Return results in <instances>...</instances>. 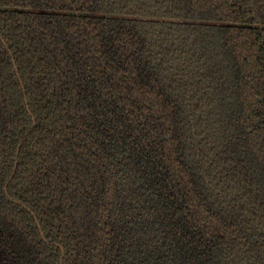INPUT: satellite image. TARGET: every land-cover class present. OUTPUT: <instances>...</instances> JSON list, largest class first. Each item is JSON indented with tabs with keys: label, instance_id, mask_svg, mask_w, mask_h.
Instances as JSON below:
<instances>
[{
	"label": "trees",
	"instance_id": "1",
	"mask_svg": "<svg viewBox=\"0 0 264 264\" xmlns=\"http://www.w3.org/2000/svg\"><path fill=\"white\" fill-rule=\"evenodd\" d=\"M0 264H264V0H0Z\"/></svg>",
	"mask_w": 264,
	"mask_h": 264
}]
</instances>
